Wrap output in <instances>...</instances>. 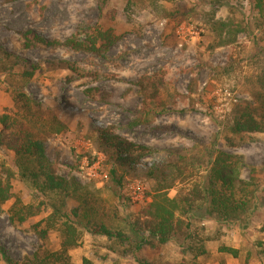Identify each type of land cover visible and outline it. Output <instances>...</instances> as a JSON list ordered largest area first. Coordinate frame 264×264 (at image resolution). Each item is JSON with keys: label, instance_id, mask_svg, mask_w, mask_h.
Wrapping results in <instances>:
<instances>
[{"label": "rangeland", "instance_id": "1", "mask_svg": "<svg viewBox=\"0 0 264 264\" xmlns=\"http://www.w3.org/2000/svg\"><path fill=\"white\" fill-rule=\"evenodd\" d=\"M185 1L198 12L194 19L173 29L165 20H153L135 33L125 20V0H0V49L37 65L25 92L54 110L67 125L63 134L45 142L57 173L99 191L119 221L142 218L146 204L160 197L154 183L145 178L141 164L126 175L118 197L110 195L104 187L106 159L93 145V125L114 126L121 137L148 147L151 153L143 159L144 164L165 160L170 149L211 145L213 141L216 148L243 156L246 166L240 178L246 181L252 173L256 185L250 208L228 223L178 216L182 230L189 233L192 249L186 250L187 240L178 235L164 245L146 246L140 254L143 261L264 264V133L248 135L234 145L219 134L236 105L249 100L253 88L261 84L264 88V80H255L264 77V32L252 13L255 0H229L231 8H218V16L225 17L231 11L249 24L234 43L219 48H212L213 35L200 20L209 9L208 0ZM110 9L115 10L113 20L106 14ZM95 24L112 27L120 37L104 57L75 53L62 46L24 45L27 38L31 40L30 35L25 37L26 32L64 41L76 36L78 28ZM59 62L69 63V70L58 68ZM15 69L25 68L20 63ZM5 70L0 66V114L12 111L11 99L2 90ZM147 78L151 81L146 82ZM159 80L158 96L151 98V83ZM138 82L147 85L146 90H140ZM135 111L142 113L140 123L135 122ZM6 171L12 176L11 198L0 205V264H30L43 247L58 250L60 239L58 232L51 230L43 244L34 232L35 225L40 229L48 223L51 210L47 207L22 223L9 222V209L14 204L35 208L44 199L16 175L12 156L0 152V174ZM199 181L195 174L177 181L160 196L179 200ZM67 206L69 210L75 203L68 200ZM77 228L80 244L67 252L71 264H81L83 257L96 264H139L125 245ZM223 248L235 250L236 255ZM201 250H206L205 254L200 255ZM193 254H198L195 260Z\"/></svg>", "mask_w": 264, "mask_h": 264}, {"label": "trees", "instance_id": "2", "mask_svg": "<svg viewBox=\"0 0 264 264\" xmlns=\"http://www.w3.org/2000/svg\"><path fill=\"white\" fill-rule=\"evenodd\" d=\"M100 3V1H99ZM209 9L202 13L200 20L205 23L213 35L212 48L228 46L234 43L239 34L248 30V22L239 20L229 11L225 17L218 16V8H231L229 0H208ZM103 4L99 6L102 14ZM258 28L264 32V3L255 0L251 5ZM125 20L135 33L153 20H165L175 28L182 22L194 19L198 12L185 0H125ZM115 10L106 14L113 20ZM105 14V15H106ZM247 20V19H245ZM252 23V22H250ZM31 40H28V36ZM25 47L41 44L44 46H62L66 49L88 55L104 57V54L119 41L112 27L102 25H86L78 28L76 36L64 41L48 40L33 32H26ZM23 63L22 70L15 67ZM0 66L4 67V90L12 103L11 112L0 114V152L12 156L16 175L31 190L39 193L44 200L33 208L27 205L14 204L9 209L8 219L11 224L22 223L31 216H36L43 207L51 210L48 223L43 228L34 227L38 238L46 244L49 232L56 230L60 239V248L49 251L43 247L38 251L30 264H71L67 252L78 246L81 233L77 226L85 232L103 236L116 244L125 245L133 260L139 264H147L140 258L146 246L164 245L176 236L189 239V233L182 230L183 222L178 216L212 218L218 222L238 220L254 202L255 183L252 173L249 179L240 178L242 168L246 166L244 158L231 154L211 145L195 144L189 148H173L167 151L165 160H156L144 164V158L151 150L121 137L114 126L93 125V145L105 157L106 180L105 189L117 198L123 188L127 174L143 165L144 176L154 183V190L160 200L153 199L142 210V218L134 222L119 221L116 211L107 209L103 199L91 185H83L75 178L66 179L60 176L45 151V142L50 137L63 134L67 130L66 123L51 108L44 107L38 100L25 92V86L37 69L36 64L19 56L0 49ZM58 68L69 70V63L59 62ZM264 76V75H263ZM258 83L264 80L259 76ZM149 78L146 82H150ZM162 84L151 83V98L158 96V87ZM140 90L148 87L138 82ZM135 122L142 121V113L135 111ZM264 133V88L263 84L250 92V99L236 105L231 118L219 133L229 145L242 140L251 134ZM94 160V159H93ZM199 175L200 181L190 193L177 197H161L160 194L174 187L177 181ZM11 173L0 174V205L11 198ZM71 200L75 206L68 210L67 202ZM188 215V216H187ZM147 233L144 235V233ZM184 245L191 250L192 245ZM224 252L236 255V251L223 248ZM206 250H201L200 255ZM198 254H193V258ZM81 264H96L83 257ZM193 264H197L194 262Z\"/></svg>", "mask_w": 264, "mask_h": 264}]
</instances>
